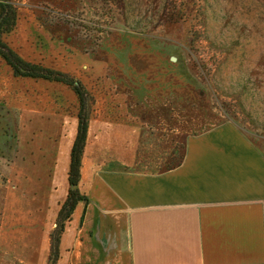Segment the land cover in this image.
<instances>
[{
	"label": "rangeland",
	"instance_id": "obj_1",
	"mask_svg": "<svg viewBox=\"0 0 264 264\" xmlns=\"http://www.w3.org/2000/svg\"><path fill=\"white\" fill-rule=\"evenodd\" d=\"M11 1L17 24L5 42L92 98L85 195L89 174L133 141L136 171L179 161L175 124L198 132L229 121L264 137V0ZM148 111L180 121L149 122ZM77 113L66 86L16 78L0 59V264H49ZM77 238L57 264H80Z\"/></svg>",
	"mask_w": 264,
	"mask_h": 264
},
{
	"label": "crops",
	"instance_id": "obj_2",
	"mask_svg": "<svg viewBox=\"0 0 264 264\" xmlns=\"http://www.w3.org/2000/svg\"><path fill=\"white\" fill-rule=\"evenodd\" d=\"M155 119L180 121L148 111L146 121ZM175 126L177 166L134 170L133 141L125 157L89 174L82 228L78 206L60 255L74 233L80 264H264V137L229 121L198 132Z\"/></svg>",
	"mask_w": 264,
	"mask_h": 264
},
{
	"label": "trees",
	"instance_id": "obj_3",
	"mask_svg": "<svg viewBox=\"0 0 264 264\" xmlns=\"http://www.w3.org/2000/svg\"><path fill=\"white\" fill-rule=\"evenodd\" d=\"M17 24V9L11 0H0V59L10 68L16 78L40 79L66 86L78 101V113L75 136L68 158L66 183L68 190L64 201L57 212L55 228L53 230L49 264H57L60 259L59 246L65 227L72 221L78 206H81L80 223H82L86 207L89 203L87 195L80 190L81 168L84 148L87 141L89 117L92 98L84 85L72 76L60 71L43 67L23 59L4 40V36L11 33ZM178 165L172 164L169 167Z\"/></svg>",
	"mask_w": 264,
	"mask_h": 264
}]
</instances>
